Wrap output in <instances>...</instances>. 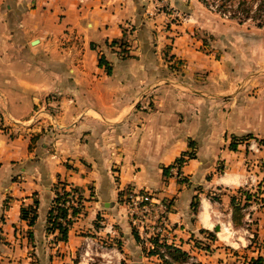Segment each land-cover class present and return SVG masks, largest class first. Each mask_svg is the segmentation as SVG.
I'll use <instances>...</instances> for the list:
<instances>
[{
  "label": "crops",
  "instance_id": "1",
  "mask_svg": "<svg viewBox=\"0 0 264 264\" xmlns=\"http://www.w3.org/2000/svg\"><path fill=\"white\" fill-rule=\"evenodd\" d=\"M167 1L171 12L153 0H0V264H165L133 232L119 196L127 185L171 197L173 244L199 264H221L216 239L207 253L192 239L210 242L214 215L234 223L230 199L250 156L231 137L264 135V105L218 98L246 84L247 74L211 71L207 82L161 83L177 72L170 64L186 62L190 78L202 71L196 34L211 31L215 18L200 0ZM177 12L185 17L172 20ZM112 39L126 43L119 49ZM181 155L183 178L167 176ZM257 156L264 161V151ZM261 174L251 191L242 188L261 193L263 204L249 200L238 228L247 231L248 214L264 242ZM58 180L84 196L65 240L47 229ZM28 205L36 209L33 225L20 217ZM251 242L241 244L249 250Z\"/></svg>",
  "mask_w": 264,
  "mask_h": 264
},
{
  "label": "rangeland",
  "instance_id": "2",
  "mask_svg": "<svg viewBox=\"0 0 264 264\" xmlns=\"http://www.w3.org/2000/svg\"><path fill=\"white\" fill-rule=\"evenodd\" d=\"M215 1L217 4L221 3L220 0ZM241 1L242 0H229L227 6L229 12L241 9L242 6L245 7L248 5L243 4ZM247 1L257 5L260 2V0ZM209 2L212 4L213 0H209ZM171 10L172 8L170 7L169 10L166 9L164 12H171ZM211 11L212 15L215 17L211 31L208 30L207 32H198L196 34L198 37H201L203 42L197 44L198 46H195V48L199 50V52L206 54V57L203 60L205 64L202 66V71L195 73L196 75L191 78L186 75H184L185 78H182L184 77L182 71L183 69H186V62H179L178 66L170 64L171 67L176 68L177 72H173L174 74H172L171 77H167V79H164L166 77L162 80L160 79L161 83H169L173 85H175V83H182L186 86L188 84L190 85L191 82H197V80L207 82V74L211 71L216 72L218 75L223 74L225 70L232 75L239 73L247 74V76L244 77L248 81L246 84L243 86L240 83L238 86L232 85V88H230L231 90L221 92L218 98L226 100L238 98L241 102L244 101L251 104L253 108H255L254 106L258 107L261 104L264 105V24L258 25L256 19L249 17H244L242 19L240 17L232 18L221 16L214 10ZM179 15L180 16H176L173 14L170 17L172 20L185 17L183 13H179ZM204 34H207L208 36L205 37L203 36ZM251 80L253 81L252 83L250 82ZM184 89L188 91L191 90V88L186 87H184ZM239 90L242 92H238ZM255 122H257V120ZM261 126L264 128V122L261 123ZM246 135L250 136L246 138L243 137L244 135L240 137L233 136L231 137V141L243 143L244 150L249 153L250 159L259 160L261 162L260 169H264V161L261 157L257 156L261 150L264 151V135L254 136L252 133H247ZM252 137H255L258 142L259 149L256 151L250 150L246 146L247 140ZM189 142L191 143V140H189ZM173 161H171L169 165H171ZM170 172L171 170H168L166 173L167 176L170 175ZM259 176L261 179L262 174L260 173ZM154 192L157 193L156 191ZM252 193L257 194L258 191ZM120 194L119 190V196ZM259 194L262 196L261 193ZM233 195L237 197L236 201L239 205H242V203L245 202V198L243 194L238 191V188ZM212 197L216 198L217 193L212 194ZM254 199L255 198H253V200ZM194 209L195 212L199 210L198 201L196 199L194 200ZM247 210H251L250 207L244 211ZM241 211L243 212V210ZM213 218H216V225H226L229 227V233L228 231H223V233L219 234V230L215 229V225L209 230L211 233L215 234L216 240L220 243L217 248H220L218 251L220 257L218 256V258L220 259L221 264H223L224 260V264H251V261L257 257H263L264 259V242H261L260 237L255 235L252 221H248L252 225H245L244 227L247 228V231L243 232V230L238 228L239 224H236L235 222L230 223L229 217L225 213L218 216L214 215ZM244 238H248L252 241V244L254 243L253 249L249 248V250H247L242 246L241 243L244 242ZM211 241L212 239L209 243L206 241L205 244L209 251L215 249L210 246ZM207 251L203 252L207 253Z\"/></svg>",
  "mask_w": 264,
  "mask_h": 264
},
{
  "label": "built area",
  "instance_id": "3",
  "mask_svg": "<svg viewBox=\"0 0 264 264\" xmlns=\"http://www.w3.org/2000/svg\"><path fill=\"white\" fill-rule=\"evenodd\" d=\"M83 1V0H80ZM155 7L159 10L165 11L170 9L167 0H153ZM173 11V10H171ZM176 16H180L179 13H174ZM116 46L120 49L122 44L116 43ZM123 49V48H122ZM246 146L250 150H258V142L255 137L247 140ZM186 156H183V160L179 161L178 157L173 161L169 168L171 175L182 179L183 173L180 171V166L183 164ZM261 162L257 159H249L246 163L248 168V174L242 184V186H255L260 181L259 174L264 170L260 169ZM256 167L257 170H253ZM249 188V187H248ZM249 191L250 188L248 189ZM60 194H63L59 204L68 208L69 216L74 218L79 214H72V210L75 207H81L83 204V190L75 188L73 185L67 184L64 188L61 185L58 188ZM255 192V191H253ZM120 198L126 208L128 220L139 237L140 243L146 248L147 254H153L159 259L171 260L170 255L165 247V244H173V229L174 226L169 220V212L173 207L172 198L168 196L158 197L153 190L144 187H136L133 185H127L120 189ZM256 194V193H255ZM256 198L250 203V206L258 207L263 204V197L259 193L256 194ZM249 205L242 207V210H246ZM248 221L250 216L247 214ZM220 228V226H219ZM192 243L195 249L207 251L206 240L204 239H192ZM208 243V242H207ZM88 242L86 243V246ZM150 250L156 252L151 253ZM173 264L178 262L173 261ZM199 260L194 253H187L186 257L180 262V264H199Z\"/></svg>",
  "mask_w": 264,
  "mask_h": 264
},
{
  "label": "trees",
  "instance_id": "4",
  "mask_svg": "<svg viewBox=\"0 0 264 264\" xmlns=\"http://www.w3.org/2000/svg\"><path fill=\"white\" fill-rule=\"evenodd\" d=\"M206 7H208L211 10H214L215 12H218L221 16H226V17H240L241 19L244 17H249V18H253L257 20V24L261 25L264 24V0H260V2L257 4H253L247 0H242L241 2L243 4H248L247 6H242L241 9H237V10H233L232 12H229V9H227V6L229 4V0H220V4H217L215 0H213V3L211 4V2H209V0H200ZM255 6V7H253ZM117 41H120V44H124L126 43V41L124 40H117V39H112L111 44H115ZM98 63L99 65H104L105 68L107 69V72H110V67L107 63V60L105 59V57L103 55H99L98 57ZM250 135H244L243 137H249ZM183 154H187L189 157L193 156V152H183ZM184 155H181L178 157L179 161H182ZM167 168L168 167H163V172L166 173L167 172ZM69 184L66 181H60L58 180L55 185H54V196L52 198V203L51 206L48 210V230H58V239L61 240H65L67 239V232H68V227L70 225V223L72 222V218L69 216V211L68 208L60 205L59 202L63 196V194H65V192L63 194H60L58 191L59 186L61 185L62 188H64L65 185ZM72 185V184H71ZM75 188H79L80 187L73 185ZM238 191H240L244 198H245V202L242 203V205H239L237 203V197L235 195H231V204L233 205V211L235 213V219L233 220L236 224H241L242 221V217H243V213H242V207L248 205V200L256 198V194L249 192L248 190L239 187ZM84 200V197H83ZM35 204H37V199H35L34 201ZM193 210L194 209V201H193ZM83 204L81 207H75L72 210V214H79L83 211ZM241 211V212H240ZM20 217L24 218L27 220L29 225H33L35 222V218H36V209L34 207V205H28L25 207H21L20 210ZM136 238L139 240L138 235L136 234V232L133 230ZM30 234V233H29ZM207 236L210 238V240H214L216 239V236L214 233H211V231L207 232ZM200 240V239H199ZM165 247L168 251V254L171 257V260L168 259H163V262L165 264H173V261H177L180 262L182 261L186 255L187 252L180 249L179 247L172 245V244H165ZM149 252L154 253L156 252L155 250H150ZM251 264H264V259L263 257H257L256 259H253V261H251Z\"/></svg>",
  "mask_w": 264,
  "mask_h": 264
},
{
  "label": "bare ground",
  "instance_id": "5",
  "mask_svg": "<svg viewBox=\"0 0 264 264\" xmlns=\"http://www.w3.org/2000/svg\"><path fill=\"white\" fill-rule=\"evenodd\" d=\"M220 229H222V232L224 231H228V233H229V227L228 226H226V225H220ZM220 229H218V230H220ZM219 232V231H218Z\"/></svg>",
  "mask_w": 264,
  "mask_h": 264
},
{
  "label": "water",
  "instance_id": "6",
  "mask_svg": "<svg viewBox=\"0 0 264 264\" xmlns=\"http://www.w3.org/2000/svg\"><path fill=\"white\" fill-rule=\"evenodd\" d=\"M215 229L218 230V229H219V225H216V226H215Z\"/></svg>",
  "mask_w": 264,
  "mask_h": 264
}]
</instances>
